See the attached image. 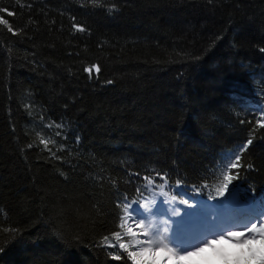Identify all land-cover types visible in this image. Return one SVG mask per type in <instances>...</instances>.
<instances>
[{"label": "trees", "instance_id": "trees-1", "mask_svg": "<svg viewBox=\"0 0 264 264\" xmlns=\"http://www.w3.org/2000/svg\"><path fill=\"white\" fill-rule=\"evenodd\" d=\"M0 16V264H133L124 197L152 199L136 189L159 171L208 200L249 138L230 191L264 197V0H0Z\"/></svg>", "mask_w": 264, "mask_h": 264}, {"label": "snow or ice", "instance_id": "snow-or-ice-1", "mask_svg": "<svg viewBox=\"0 0 264 264\" xmlns=\"http://www.w3.org/2000/svg\"><path fill=\"white\" fill-rule=\"evenodd\" d=\"M0 24L8 26L9 31L14 32L9 21L2 16H0ZM74 27L79 31L84 30L79 25ZM85 71L91 74L93 71L99 73L101 69L97 64L86 68ZM257 111L264 115V105H259ZM241 123L244 121L241 120ZM257 125L264 127V119H257ZM55 126L61 128L62 124ZM55 135L59 136L60 133L57 132ZM40 143L48 148L49 143L54 144L55 140L41 138ZM252 143V138H249L236 149L221 154L216 170L205 178L206 180L215 178L220 181L219 186L215 188V196L209 192V199L223 198L227 193L229 194L227 199L223 200L230 199L235 210L222 220L216 214H212L210 224L213 227L198 233L178 236L175 230L170 228L169 221L165 220L161 223L156 219L158 215L166 214V209H161V204L178 201L180 205L185 206L184 212L186 209L195 210L201 207V202L189 198L188 190L181 186L180 180L169 185L168 174L161 175L155 170L154 177L142 178L145 183L137 187L136 191L149 192L152 199L129 200L125 196L119 225L124 229V235L131 238L129 243L138 247L137 251H128V257L133 264H264V197L250 195V191L254 190L241 188L240 185L233 186L230 191V185L239 178V169L252 167L251 164L245 166L241 163L243 153ZM166 187L177 195L169 197V193L164 190ZM204 187L208 188V184L205 183ZM194 190L200 191L199 188ZM178 197L187 198L178 199ZM191 201H195L198 207ZM179 211V208L172 209L175 215H178ZM114 235L119 242V248L127 250L129 245L121 242L123 239L121 232L118 231ZM111 246L116 247V245Z\"/></svg>", "mask_w": 264, "mask_h": 264}, {"label": "rangeland", "instance_id": "rangeland-1", "mask_svg": "<svg viewBox=\"0 0 264 264\" xmlns=\"http://www.w3.org/2000/svg\"><path fill=\"white\" fill-rule=\"evenodd\" d=\"M225 198V197H224ZM148 200H151L150 198ZM223 198H220V201L223 203V204H227L228 201H222ZM191 203L193 205H196V202L195 201H191ZM167 206V209L166 212H167V216H168V220L169 223H170V228L175 230V233L179 236V231H178V228L181 227L183 229L184 232H188V231H193L194 230V233H198V232H201V231H204V230H207L211 227H213L211 224H210V217L206 211L204 210V208H197L195 210H192V209H186L185 212H184V208L185 206L183 207H179L175 204V202H170L169 204H166ZM198 207V205H196ZM164 207H162L163 209ZM173 208H179V214L178 215H175L173 214L172 212V209ZM221 211L224 213V216L225 218L229 216V210H228V207L227 208H223V207H220ZM165 214H162L161 217H164ZM156 219L159 221V222H163L165 220H161V218L159 217V215L156 217ZM193 233V232H191ZM190 234V233H188ZM174 246V245H173Z\"/></svg>", "mask_w": 264, "mask_h": 264}]
</instances>
